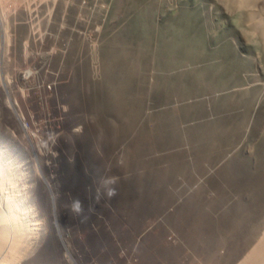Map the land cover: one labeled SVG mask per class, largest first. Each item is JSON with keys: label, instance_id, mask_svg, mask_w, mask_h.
<instances>
[{"label": "rangeland", "instance_id": "1", "mask_svg": "<svg viewBox=\"0 0 264 264\" xmlns=\"http://www.w3.org/2000/svg\"><path fill=\"white\" fill-rule=\"evenodd\" d=\"M250 1L0 0V157L40 235L20 264H264Z\"/></svg>", "mask_w": 264, "mask_h": 264}, {"label": "bare ground", "instance_id": "2", "mask_svg": "<svg viewBox=\"0 0 264 264\" xmlns=\"http://www.w3.org/2000/svg\"><path fill=\"white\" fill-rule=\"evenodd\" d=\"M239 1L242 5L251 2L250 0ZM259 14L252 12L254 23L258 24L264 33V17L262 13V15ZM26 171L27 169L22 170L20 165L15 167L0 157V264H20L22 254L27 247L30 254L34 251L33 243L28 246L27 241L32 238L39 241L40 238L37 216L29 206V195H27L29 174ZM263 242H259L250 257L258 254V250L264 246ZM26 254L28 255V252Z\"/></svg>", "mask_w": 264, "mask_h": 264}, {"label": "built area", "instance_id": "3", "mask_svg": "<svg viewBox=\"0 0 264 264\" xmlns=\"http://www.w3.org/2000/svg\"><path fill=\"white\" fill-rule=\"evenodd\" d=\"M4 27V26H3ZM0 29H1V26H0Z\"/></svg>", "mask_w": 264, "mask_h": 264}]
</instances>
